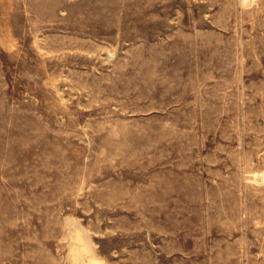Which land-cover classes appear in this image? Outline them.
I'll use <instances>...</instances> for the list:
<instances>
[{
	"label": "rangeland",
	"instance_id": "1",
	"mask_svg": "<svg viewBox=\"0 0 264 264\" xmlns=\"http://www.w3.org/2000/svg\"><path fill=\"white\" fill-rule=\"evenodd\" d=\"M6 9L0 264H264V0Z\"/></svg>",
	"mask_w": 264,
	"mask_h": 264
},
{
	"label": "bare ground",
	"instance_id": "2",
	"mask_svg": "<svg viewBox=\"0 0 264 264\" xmlns=\"http://www.w3.org/2000/svg\"><path fill=\"white\" fill-rule=\"evenodd\" d=\"M6 8L7 0H0V39L2 40L3 44L10 49V47L15 44V40L13 39L12 33L9 28L8 13ZM75 238L77 240L82 241V245L84 247L88 249H93L91 241L89 240V236H87L83 231H79ZM93 257L91 264H98V259L96 258V256Z\"/></svg>",
	"mask_w": 264,
	"mask_h": 264
}]
</instances>
